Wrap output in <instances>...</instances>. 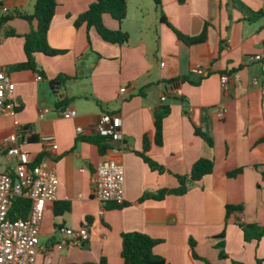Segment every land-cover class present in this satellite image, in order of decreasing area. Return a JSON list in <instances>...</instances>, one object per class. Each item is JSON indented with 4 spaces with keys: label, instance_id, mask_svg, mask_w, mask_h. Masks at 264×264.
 Returning a JSON list of instances; mask_svg holds the SVG:
<instances>
[{
    "label": "crops",
    "instance_id": "crops-1",
    "mask_svg": "<svg viewBox=\"0 0 264 264\" xmlns=\"http://www.w3.org/2000/svg\"><path fill=\"white\" fill-rule=\"evenodd\" d=\"M0 1L9 13L30 14L35 4ZM94 1L57 0L48 43L64 53H36V70L15 69L26 60L24 35L36 28V21L15 14L0 32V64L15 84L7 99L16 108L15 115H0V141L16 132L18 119L31 128L18 143L33 158L45 153L42 135L53 134L57 142L51 157L59 179L58 198L46 204L36 264H46L47 254L49 264H97L102 257L108 264H124L121 235L135 231L157 241L154 252L167 264H257L264 258V235L246 241L240 224L264 228V17L252 19L229 0H161L160 7L154 0H127L122 23L103 15L108 28L129 34L128 41L119 44L105 41L94 27L75 26ZM242 1L254 11L264 10V0ZM206 22L207 40L196 44L185 43L173 30L194 37ZM9 29L16 35L6 36ZM198 64L206 75L191 73ZM222 73L230 77L227 92L221 87ZM62 74L70 78L54 92L51 81ZM173 79L180 80L177 89L162 102ZM122 87L126 91L121 92ZM64 100L65 106H56ZM219 105L225 106L223 118L217 114ZM42 106L50 111L40 119ZM67 107L76 109L75 118L59 114ZM163 107L169 112L163 120L162 144H157L155 115ZM104 113L121 116L123 141L115 140L102 154L96 144L76 138L79 127L85 135L97 134ZM196 128L211 137L212 145ZM142 154L164 170L151 169ZM202 157L213 160L214 168L185 194L140 200L146 193L177 187V175L189 174ZM109 158L124 165L125 200L103 209L93 182L97 164ZM15 165L16 158L8 161L1 149L0 172L13 175ZM65 202L69 210L55 214L56 204ZM227 204L242 209L226 218ZM83 225L90 229V239L84 245L68 243L63 229ZM190 239L196 242V256Z\"/></svg>",
    "mask_w": 264,
    "mask_h": 264
},
{
    "label": "built area",
    "instance_id": "built-area-1",
    "mask_svg": "<svg viewBox=\"0 0 264 264\" xmlns=\"http://www.w3.org/2000/svg\"><path fill=\"white\" fill-rule=\"evenodd\" d=\"M3 12H8L7 7H3ZM257 59L261 56L257 55ZM164 64L163 62L161 63ZM191 73L204 76L207 70L202 65H194L190 69ZM42 76L37 75V80ZM220 83L224 92L230 89V77L226 73L220 74ZM15 84L5 67L0 64V115L9 113L16 114L15 105L7 98V93L14 90ZM177 89V85L171 83L170 89L161 96V101L165 102ZM121 92L126 91L122 87ZM264 104V91H263ZM50 111L49 107L42 106L39 111V118L42 119ZM59 114L64 118H75L77 111L75 108L67 107L60 109ZM225 106L217 107V114L224 117ZM18 126L16 132L2 137L0 150H5L8 161L16 158L15 172L10 174L0 172V264H36L37 257L42 250L40 242V228L44 217L47 203L57 200L59 179L52 154L57 151V142L53 134L42 135L44 152L48 156L36 161L29 152L23 150L18 143L21 138L31 133V128L14 120ZM97 133L109 136L114 141H123L122 118L118 114L104 113L100 122L96 125ZM83 129L78 128V133L82 134ZM126 144L123 143L122 146ZM119 152L121 149H114ZM93 191L104 209L109 203H123L125 200V169L124 165L116 159L109 158L100 161L96 166V173L93 182ZM26 198L30 201L29 212L26 217L13 218L10 216L14 200ZM68 243L81 245L86 243L90 237V229L83 225L78 228L66 227L63 229ZM51 262L50 254L45 256V263Z\"/></svg>",
    "mask_w": 264,
    "mask_h": 264
},
{
    "label": "trees",
    "instance_id": "trees-1",
    "mask_svg": "<svg viewBox=\"0 0 264 264\" xmlns=\"http://www.w3.org/2000/svg\"><path fill=\"white\" fill-rule=\"evenodd\" d=\"M184 2V0H179ZM155 5L160 7L162 4L161 0H154ZM230 5L239 8L242 12L247 13L250 18H260L264 17V10L254 11L248 7L242 0H229ZM57 5V0H35L33 12L28 13H9L3 12V3L0 1V32L4 25L11 20L15 14L32 22L36 21V28H32L30 32L24 35V52L26 55V60L15 65V69H30L36 70L37 64L35 60L36 53H43L48 56H53L57 54L64 53L63 50H57L52 48L48 43V31L50 29V24L52 18L55 14ZM109 14L119 23H122L127 16V0H95L92 2L87 10L79 15L75 21V26L79 27L82 24H86L87 29L94 27L98 34L105 40L111 43H125L129 39V34L124 32L122 29L112 30L108 28L103 21V15ZM163 19V18H162ZM164 20V19H163ZM165 21V20H164ZM166 22V21H165ZM208 23L206 22L202 32L198 36L190 37L183 35L178 30L174 29L177 36L187 44H196L204 42L207 40ZM171 27V25H170ZM16 35L13 29L6 31V36ZM70 78L66 74L59 75L51 81V86L53 91L56 92L58 88L63 86L65 82ZM179 79H173L169 82L178 85ZM67 100L60 101L56 103V106H65ZM169 112L168 107H163L160 112L155 115V141L157 144H162L163 141V120L167 113ZM195 132L197 135L201 136L208 144L212 145L211 137L203 132L201 129L196 128ZM264 140V138L262 139ZM85 141L89 143L96 144L99 151L103 154L108 149L113 147L114 140L109 136H104L99 133L94 135L78 134L76 142ZM149 143L146 140L145 149H147ZM46 153H42L36 161H39ZM145 162L153 170L162 171L164 167L158 164L156 161L152 160L145 154H142ZM214 168V161L208 158H199L194 162L191 167L189 174L177 175L178 186L175 188H162L156 193H146L140 200L145 198L163 199L166 195L175 194L183 195L185 194L190 185L195 182L200 181L206 174L212 172ZM240 171L234 170L228 173L229 176L235 175ZM113 203V202H111ZM115 205H123V203ZM30 208V201L26 198H17L14 200L13 207L10 212V216L13 218L26 217ZM70 203L65 202L60 206L56 204L55 214H61L66 210H69ZM241 205H226V218L231 212L236 210H241ZM244 232V238L246 241L250 240H260L264 235V228L259 224H240ZM122 249L121 256L124 260V264H167L166 260L157 255L154 252V246L157 241L145 233L142 232H125L122 233ZM195 244L193 239H190V245L195 254ZM223 248V245H220ZM220 256H224V251L221 249ZM97 264H108L105 257H102ZM257 264H264V258L257 259Z\"/></svg>",
    "mask_w": 264,
    "mask_h": 264
},
{
    "label": "water",
    "instance_id": "water-1",
    "mask_svg": "<svg viewBox=\"0 0 264 264\" xmlns=\"http://www.w3.org/2000/svg\"><path fill=\"white\" fill-rule=\"evenodd\" d=\"M81 63H82L83 65H85V64H86V63H85V61H82ZM82 245H84V243H83Z\"/></svg>",
    "mask_w": 264,
    "mask_h": 264
}]
</instances>
